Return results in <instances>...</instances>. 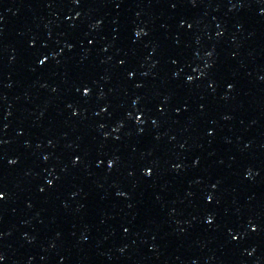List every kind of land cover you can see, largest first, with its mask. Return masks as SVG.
Segmentation results:
<instances>
[{"label":"snow or ice","instance_id":"snow-or-ice-1","mask_svg":"<svg viewBox=\"0 0 264 264\" xmlns=\"http://www.w3.org/2000/svg\"><path fill=\"white\" fill-rule=\"evenodd\" d=\"M72 2L75 3V4H79V3H80V0H72ZM193 3H195V0H193ZM173 6H175V5H173ZM189 27H191V25H189ZM144 34L146 35L147 33H144ZM136 35H137V36H140L141 33H140V32H137ZM218 35H220V33H218ZM89 43H91V41H89ZM208 55L211 56L212 53L209 52ZM45 59H47V57H45ZM39 63H40L41 65H43V64L45 63V60L42 59V60L39 61ZM123 63H124V61H121V64H123ZM132 75H133V73L130 72V73H129V76H132ZM192 79H193V78H192L191 76L188 77V80H189V81H191ZM140 86H141V85H137V87H140ZM228 87H229V88H232V85L229 84ZM89 94H90V89L88 88L87 85H85V86H84V95H85V96H88ZM69 107H71V105H69ZM105 111H106V109H105ZM73 114H76V113L74 112ZM137 119H138V121H139V118H137ZM154 123H155V122H154ZM101 127H103V125H101ZM141 131H143V130H141ZM211 134H212V133L210 132L209 135H211ZM117 139H119V137H117ZM45 159H47V157H45ZM79 159H80L79 157H76V159L74 160V163L78 162ZM10 163L15 164L16 161H15V160H12V161H10ZM115 163H116L115 160H109V161H108V167H109V169H111V168L114 166ZM176 167H179V165H177ZM145 170H146V171L144 172V175H145V176H151V175H152V170H151V168H146ZM249 175H251V172H249ZM48 184L51 185V184H52V181L49 180V181H48ZM215 187H216V185H213V188H215ZM41 191H43V189H41ZM119 195H124V193H119ZM4 196H5V194H4L3 192H0V199H3ZM207 199H208V202L211 203V202L214 200V197L210 195V196H208ZM214 220H215V217H214L213 215H211V214L206 218V222H207L209 225H211V224L214 222ZM125 231H127V229H125ZM253 231H255V228H253ZM233 239H235V237H233ZM3 260H4V257H3L2 255H0V261H3Z\"/></svg>","mask_w":264,"mask_h":264}]
</instances>
